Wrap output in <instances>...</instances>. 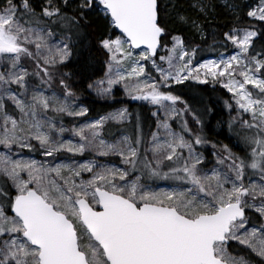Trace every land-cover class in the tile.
<instances>
[{
  "label": "snow or ice",
  "instance_id": "obj_1",
  "mask_svg": "<svg viewBox=\"0 0 264 264\" xmlns=\"http://www.w3.org/2000/svg\"><path fill=\"white\" fill-rule=\"evenodd\" d=\"M62 3L63 7L56 0H46L37 12L31 0H0V146L12 153L0 155V264H264V225L259 231L249 228L245 212L253 209L264 218V78L256 76L264 69V61L253 57L254 70L246 63L257 33L236 28L225 33V41L239 52L198 67L193 66L180 37L173 36L168 55L160 57L168 64L164 69L151 59L168 35L160 0ZM68 8L73 9L71 14ZM200 10L206 12L207 7L201 5ZM92 14L103 17L111 34L99 41L107 53L108 70L103 79L87 87L97 97L108 98L113 86L123 84L130 99L156 106L152 112L157 117L156 130L148 138L139 118L131 135L121 133L111 141L104 138L106 124L123 125L129 119L127 109L80 127L58 125L56 121L64 116L87 114V109L76 105L66 72L59 80L62 96L45 95L46 89L39 88L50 87L54 73L67 65ZM247 15L264 21V0ZM180 20L188 22L183 16ZM191 23L197 27L195 21ZM56 29L60 40L52 43ZM135 49L141 50L138 57ZM25 60L34 62L33 70L25 66ZM142 60L151 61L162 85L153 82ZM237 74L243 79H235ZM225 77L229 78L226 83ZM187 80L220 83L238 109L252 117L243 121L257 130L246 137L250 157L235 156L224 146L217 158L227 172L201 171L199 149L209 143L203 135V120L192 114L200 126L192 129L184 119L187 108L175 107L180 97L160 90L170 81L183 84ZM9 104L19 119L9 113ZM177 117L182 121L179 130L169 123ZM66 132L78 142L62 139ZM15 149L39 150L53 158L61 152L118 156L126 167H105L94 161L49 167L35 159H14L13 155H19ZM138 168L148 176L175 179L189 187L181 192L147 191L139 176L130 179V170ZM249 169L258 174L259 183L250 178L246 182ZM85 172L90 178L77 182ZM230 241L258 259L233 256Z\"/></svg>",
  "mask_w": 264,
  "mask_h": 264
},
{
  "label": "trees",
  "instance_id": "obj_2",
  "mask_svg": "<svg viewBox=\"0 0 264 264\" xmlns=\"http://www.w3.org/2000/svg\"><path fill=\"white\" fill-rule=\"evenodd\" d=\"M74 0H71L73 3ZM203 5L207 7V11L203 12L193 8L191 2L188 0H160L162 7L161 20L164 23L168 35L161 41L160 48L168 42L171 35H177L183 41L184 48L196 59H201L209 55L218 53H228L231 51L229 41H225L224 34L236 29H251L257 33L252 40V45L249 49L248 58H255V60H264V21L250 18L245 12L244 8L255 0H242L237 1L241 4L240 10L236 14L232 13L228 8L219 0H201ZM167 5V7H164ZM63 7V3L61 5ZM72 8H68L67 12L71 14ZM186 17L187 23H183L180 17ZM192 21L196 22L197 27H193ZM53 28L55 26L53 25ZM57 37L60 38L59 29H56ZM111 33L109 26L106 24L102 16L95 14L90 15L86 22L82 34L77 39V43L73 45V56L67 62L66 66H60L59 71L54 73L55 80L49 85H39L41 88H47L49 91L63 95V89L60 87L59 80L63 73L69 75L65 77L67 82L71 85L72 90L76 93L75 103L87 109V117L95 118L100 115L108 114L112 110L125 106L131 116L130 123L123 127H113V130L122 131L127 135L134 132V126L139 118L146 138L150 135L153 129V121L149 118L148 111L140 105L133 103L131 100L124 98L115 92L110 98H99L88 89V83L101 79L107 68V53L100 47L99 41L106 38ZM159 48V50H160ZM158 50V51H159ZM158 53V52H157ZM157 54L153 57L156 59ZM25 66L29 70H33L35 65L33 61L25 60ZM146 72L151 73V69L146 63ZM264 69H261V76L264 78ZM38 84V81H37ZM180 97V104L187 107L188 113L184 116L189 126L193 128L196 124L193 119L189 107H196L200 111V118L203 120L204 130L203 135L209 141L207 145L202 147L203 153L206 158H210V152L214 151L217 154H222V147L226 144L232 145L233 142L239 144L241 148L238 152L241 156L244 155L243 150L246 147L244 141L240 139L238 134L235 133V126L228 129L226 122L229 119V99L227 94L219 89L217 86L195 85L193 83H183L166 90ZM192 95V98H190ZM192 111V110H191ZM194 112V111H193ZM213 112V115H209ZM195 114V113H194ZM225 120L224 128L221 132L213 134L212 126L217 119ZM224 122L223 120H221ZM240 136V135H239ZM215 144L217 147L213 148ZM247 150V148H245ZM135 172L142 174V177L147 178V174L141 169ZM150 183V180H147ZM246 216L258 224L259 217L253 213L246 211ZM228 250L234 256L244 255L253 262L256 260L250 256L241 246L235 243H229ZM243 252V253H241Z\"/></svg>",
  "mask_w": 264,
  "mask_h": 264
},
{
  "label": "rangeland",
  "instance_id": "obj_3",
  "mask_svg": "<svg viewBox=\"0 0 264 264\" xmlns=\"http://www.w3.org/2000/svg\"><path fill=\"white\" fill-rule=\"evenodd\" d=\"M188 1H190L192 7L193 8H196L197 10H200V6L203 5V3H202L201 0H188ZM219 1L222 3V5L226 6L228 8V10H230L234 14H236L238 12V10H240V8H241V4L240 3L242 2V0H219ZM237 1H240V3L239 2L237 3ZM78 2H79V0H74L72 4H76ZM31 3H32L33 7L37 10V12H39L40 9H41V7L46 3V0H31ZM56 3L60 4V6H61L62 5V0H56ZM260 4H261V0L252 1L249 5H247L244 8V10L247 13L248 11L255 10L258 6H260ZM250 18H252V17H250ZM245 29L246 30H249V31H253V30L247 29V28L240 29V30H245ZM173 36H177V35H171L169 37L168 42L166 44H164L160 48V50L157 53L156 59H154L156 61V63L158 65H160L161 67H163L164 69H168V64L166 62H162L160 60V57L161 56H167L168 55V49H170L172 47V44H173V41H172V37ZM253 38H252V40H253ZM59 40H60V38L55 35L52 38V43H58ZM230 45H231V48L232 49L228 53H218V54L206 56V57L201 58V59H196L194 56L190 55L191 58H192V61H193V66L194 67H198L200 64L207 63L210 60H212V61H219L220 59H227L230 56L236 55L239 52V49L236 46H234L231 42H230ZM177 63H179V61H177ZM246 63L253 70L255 69V63H253L252 58H248L247 57ZM148 66L151 69V73L149 72L148 74L151 77V79L153 80V82L161 83V85H162V82L160 80V76L157 73L156 69L153 68V65L152 64H149V62H148ZM241 67H243V65H241ZM107 70H108V66L106 68V71ZM145 71H146V68H145ZM256 76L258 78H263L261 76V72L256 73ZM103 78H104V76L101 79H103ZM141 79H143V77ZM227 79H229V78L228 77H225L224 78L225 83L227 82ZM235 79L242 80L243 78L240 77L237 74L235 76ZM184 83H193L195 85H207V86H210V87H212V86L219 87V89L223 90L227 94L228 99H229V103H230V104H228V108H229V112L231 111V113L229 114L230 121L228 120L226 122V124L228 125L227 128L228 129H231L229 127V124H231L232 127L235 126V130H231V131H234V135H235V133L238 134V137L240 139H242V138L243 139H246V137L251 136V135H254L256 133V131H257L256 129H249L243 123L244 120L251 121L252 120L251 115L249 113L243 112L242 109H238L237 105L235 104V101H234V98H233L232 94L227 90V88L222 87L220 83L213 84L211 81H209V83H207V84H199V83H196L193 80H187ZM178 85H180V84H176L174 81H170L169 82V85L167 87L161 86V89L160 90L162 92H164V93H167L166 92L167 89H171V88H173L175 86H178ZM39 88H41V87H39ZM247 88L250 91H252L254 93V95H257V96L260 95L259 92H258V90L252 88L251 85H247ZM41 89H46L45 95H51V94L54 93V92L49 91L47 88H41ZM91 92L93 94H95V92H93L92 90H91ZM115 92H118L119 95L123 96L126 99L131 100L133 103H135L137 105H140V106H143L148 111L149 118L153 121V129H152V131H155L156 130L157 117H155V116L152 115V112L157 111L156 106H153V105H151V104H149L147 102H144V101H134V100L130 99L126 95V93H125L124 85L123 84H118V85L113 86L112 94H111L110 97H112ZM168 94H171V93H168ZM56 95H59V94H56ZM171 95H173V94H171ZM110 97H108V98H110ZM190 98L193 99L192 98V95H190ZM166 103H170V102H166ZM77 106L84 108L81 105H77ZM175 107L178 110H184L185 108H187L185 106L183 107L180 104V102H177V104L175 105ZM196 107H193V106L192 107H189V110H190L191 114H194L195 113V115H197V116L200 117L201 116L200 111ZM119 109H127V108L125 106H122V107H118V108L112 110L111 112L117 111ZM9 113L10 114H13L14 115V118L19 119L18 113H15L14 112V109L11 106V104H9ZM104 115H107V114H104ZM104 115H100V116L95 117V118H89V117H87V114L85 116H81V117H68V116H64L62 118V120L61 119H58L56 121V123L58 125L59 124H63V126L65 128L80 127L83 124L92 123V122L98 120L101 116H104ZM209 115L212 116L213 115V112L211 114L209 112ZM159 118L160 119H163V112L160 113V117ZM130 119H131V116L129 114V119L127 121H125V123L123 125H117V124H114V123H111V122H109L108 124H106L105 125V128H104V131H103L104 138L106 140H108V141H111L115 137H118L123 132L122 131H118L117 132L116 130H113L112 128L113 127H123V126L127 125L128 123H130ZM221 120H223L224 122H222ZM181 122L182 121L178 117L177 118H173V119H171L169 121V123L171 124V126L174 129H176V130H179L180 129ZM224 123H225L224 118L223 119H220V118L217 119L215 121V123L213 124V126H212V132H213V134H216L218 132H221V130L224 128ZM199 128H200V126L195 125L192 129L199 130ZM203 130H204V125H203ZM2 131H3V126H2V122H0V135H2ZM61 138L62 139L72 140L73 143L78 142V138L72 137L70 135V133H68V132H66L64 134V136L61 137ZM32 143L33 144H36L35 141H33ZM244 143H245V146H246L245 148H247V150L244 148V150H243L244 155L243 156H241L239 154V152H238V149L241 148V147L239 146V144L237 143V141L236 142H233L231 146L229 144H226V146L228 147V149L235 156L242 157V158H244V157H250L251 146H250V144L246 140L244 141ZM223 148H224V146L222 147V149ZM199 151L203 155V163L198 166V167H200V169H201L202 172L207 173L209 175L212 173V171L214 169L215 170H218L220 172H227V168L225 167V165H221V164H218L217 163V158L221 154L219 155L216 152L211 151L210 154H209L210 155V158H206L205 155H204V153H203V150L201 148L199 149ZM15 152L19 153V155H13V158L14 159H35L38 162L47 164L49 167H55L57 164H72V165L76 166V165H79L81 163H86V162H89V161H94V162L98 163L99 165H102V166H105V167H117V168H120V169H123V168L126 167L123 163H121L120 157H118V156L101 157V156H96V155H94L91 152H87L84 155H79V154L73 155V154L68 153V152H61V153H58L55 158H53V157H46V156L42 155L39 150L30 153L26 149L25 150L15 149ZM3 154H9V155H11L12 153L7 152V150L3 149L2 146H0V155H3ZM163 170L164 171H167L166 168L163 169ZM65 174H67V173H65ZM90 175L91 174H89L87 172L83 173V176L82 177L77 178V182H79L80 179H85L86 180V179L90 178ZM137 176L140 177L139 183L147 191H152V192H173V191H175V192H181V191H186L187 190V187H189L187 185H184L183 182L178 181V180H175V179H163V178H157V177L147 176V178H149V179H145L144 180V177H142V174H140L139 172H132L130 170V179H136ZM249 178L252 181L256 182V183H259L260 182L259 181L258 174H252V172H251L250 169L246 171V176H245L246 182L249 180ZM147 180H150V183H148ZM256 203L258 204L259 203V200H257ZM245 210L248 211L249 213H253V214H255L256 216L259 217V221H258V224L257 225L254 222L252 223V221H250V219L248 218V227L249 228H256L259 231L260 230V226L261 225H264V218H261L259 216V213L255 212L253 209H245ZM230 242L237 244V246H241V248L243 249V251L245 250L250 256L254 257V259H256V260L258 259L257 257L254 256V254L251 253V251L249 249H246L244 246L240 245L238 242H236V241H230ZM83 243H86V241H83ZM241 253H243V252H241ZM243 254L245 255V253H243Z\"/></svg>",
  "mask_w": 264,
  "mask_h": 264
},
{
  "label": "built area",
  "instance_id": "obj_4",
  "mask_svg": "<svg viewBox=\"0 0 264 264\" xmlns=\"http://www.w3.org/2000/svg\"><path fill=\"white\" fill-rule=\"evenodd\" d=\"M140 51H141V50H138V51L134 50V53H135V55H136L137 57L139 56ZM141 62H142V63H141ZM140 63L145 67V65H144V61H143V60L140 61Z\"/></svg>",
  "mask_w": 264,
  "mask_h": 264
},
{
  "label": "water",
  "instance_id": "obj_5",
  "mask_svg": "<svg viewBox=\"0 0 264 264\" xmlns=\"http://www.w3.org/2000/svg\"><path fill=\"white\" fill-rule=\"evenodd\" d=\"M159 48H160V47H159ZM159 48L157 49V52H158ZM135 50H139V49H135Z\"/></svg>",
  "mask_w": 264,
  "mask_h": 264
}]
</instances>
